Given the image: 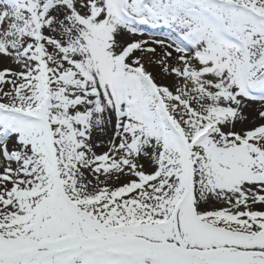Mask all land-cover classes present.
I'll return each mask as SVG.
<instances>
[{
	"label": "snow or ice",
	"instance_id": "6c2138e0",
	"mask_svg": "<svg viewBox=\"0 0 264 264\" xmlns=\"http://www.w3.org/2000/svg\"><path fill=\"white\" fill-rule=\"evenodd\" d=\"M0 264H264V0H0Z\"/></svg>",
	"mask_w": 264,
	"mask_h": 264
}]
</instances>
